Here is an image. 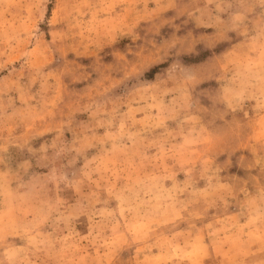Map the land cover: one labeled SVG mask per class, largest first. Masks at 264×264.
<instances>
[{"label": "rangeland", "instance_id": "rangeland-1", "mask_svg": "<svg viewBox=\"0 0 264 264\" xmlns=\"http://www.w3.org/2000/svg\"><path fill=\"white\" fill-rule=\"evenodd\" d=\"M0 264H264V0H0Z\"/></svg>", "mask_w": 264, "mask_h": 264}]
</instances>
